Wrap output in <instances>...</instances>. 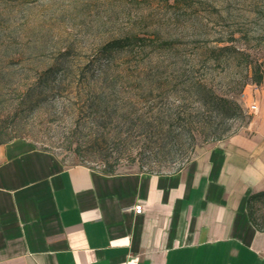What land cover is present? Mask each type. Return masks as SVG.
Wrapping results in <instances>:
<instances>
[{
  "label": "rangeland",
  "instance_id": "1",
  "mask_svg": "<svg viewBox=\"0 0 264 264\" xmlns=\"http://www.w3.org/2000/svg\"><path fill=\"white\" fill-rule=\"evenodd\" d=\"M260 108L264 0H0V145L171 173Z\"/></svg>",
  "mask_w": 264,
  "mask_h": 264
},
{
  "label": "crops",
  "instance_id": "2",
  "mask_svg": "<svg viewBox=\"0 0 264 264\" xmlns=\"http://www.w3.org/2000/svg\"><path fill=\"white\" fill-rule=\"evenodd\" d=\"M253 118L171 173L106 174L0 145V264H264L247 209L264 191L261 108Z\"/></svg>",
  "mask_w": 264,
  "mask_h": 264
},
{
  "label": "trees",
  "instance_id": "3",
  "mask_svg": "<svg viewBox=\"0 0 264 264\" xmlns=\"http://www.w3.org/2000/svg\"><path fill=\"white\" fill-rule=\"evenodd\" d=\"M254 81L256 84H260L262 81V74L260 73V68H254ZM102 172L106 173V174H113L115 173L114 169L112 167H107L104 168V170H102ZM264 198V191L263 192H258V193H254L251 194L248 199H247V209H248V213H249V217L251 219V222L253 223V225L255 226V228L257 229H264V227H261L257 222L256 219L254 217V211H253V204L256 200L258 199H262Z\"/></svg>",
  "mask_w": 264,
  "mask_h": 264
},
{
  "label": "built area",
  "instance_id": "4",
  "mask_svg": "<svg viewBox=\"0 0 264 264\" xmlns=\"http://www.w3.org/2000/svg\"><path fill=\"white\" fill-rule=\"evenodd\" d=\"M256 105L255 104H252L251 106H250V109H252V110H256ZM134 212H135V214H140V213H142V210H143V207H142V205L141 204H137L136 206H134Z\"/></svg>",
  "mask_w": 264,
  "mask_h": 264
}]
</instances>
